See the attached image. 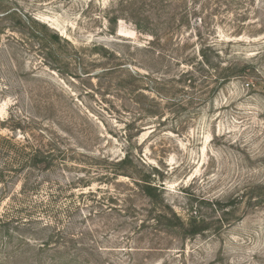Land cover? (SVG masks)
I'll list each match as a JSON object with an SVG mask.
<instances>
[{"label": "rangeland", "instance_id": "obj_1", "mask_svg": "<svg viewBox=\"0 0 264 264\" xmlns=\"http://www.w3.org/2000/svg\"><path fill=\"white\" fill-rule=\"evenodd\" d=\"M129 6V0H0V222L12 204L19 208L27 176L29 184L39 182L29 192L33 205L46 198L49 181L61 184L65 177L93 171L106 174L108 168L95 164L91 155H104L110 163L127 151L131 158L125 169L129 177L92 181L98 198H114L113 209L87 216L77 227L69 221L83 219L75 213L69 220L59 211L62 197L56 199L55 213L30 205L19 214L13 211L17 218L0 225V264H264V195L258 203L248 199L264 193V34L255 28L238 35L217 25V38L209 39L225 57L250 62L252 76L233 78L209 95L204 77L195 73L193 85H173L182 102L174 105L153 85L152 75L194 73L200 56L198 40L188 32L191 23L176 30L170 46L161 50L163 64L152 66L143 45L154 30L138 29L133 19L140 15L133 17ZM6 10L14 14L3 16ZM20 13L45 22L76 47L106 46L113 55L97 51L110 59L109 65L124 67L92 79L80 75L78 64L66 70L71 76L47 68L34 49L20 44ZM88 52L90 60L99 59ZM101 63L105 61L97 60L93 67H103ZM132 69L142 77L133 79ZM154 103L157 110L146 112ZM72 125L76 129L69 140L66 132ZM49 138L82 149L79 167H19L27 139L37 145ZM148 173L161 188L154 204L142 191ZM214 201L227 202L223 211L229 214L213 211L208 203ZM170 209L183 218L200 215L210 230L182 236L167 231L164 220H151L153 211ZM220 216L226 220L216 223ZM89 229L97 230L93 237L85 232ZM68 239L89 249L80 253L76 246L57 257L55 246ZM44 242L49 245L42 246Z\"/></svg>", "mask_w": 264, "mask_h": 264}, {"label": "trees", "instance_id": "obj_2", "mask_svg": "<svg viewBox=\"0 0 264 264\" xmlns=\"http://www.w3.org/2000/svg\"><path fill=\"white\" fill-rule=\"evenodd\" d=\"M129 5V8H133V17L140 15L139 19H133L138 29L148 28L154 30V33L150 34L152 37L151 40L148 41L146 45H143L144 48L142 47L144 53L147 54V59H151L153 62L152 66H158L159 63H161L160 65L163 64L165 55L162 56L164 52L161 50L170 46L171 43L169 44L168 41L171 40L176 30L181 29L183 26H189L191 23V26L188 27V32L192 30L194 36L198 40V55L200 56L197 62L198 66L193 69L194 73L191 71H181L171 78L166 77V75H164V77H155L152 75L153 85L157 88H162L161 90H164L165 94L171 97L174 105L182 104V102L177 100L176 94L178 90L173 85L179 83L183 86H186V84L193 85L198 81V76H194L195 73L204 77V83H206L207 93L209 95L215 94L223 84L233 78H250V76H252L250 74L253 65L250 62L236 61L228 54H226L228 58L225 57L224 52L217 47L216 41L210 40L209 38H217V25L225 26L229 28V31H234L238 33V35L243 34L245 31L252 33L251 29L255 28L258 30L256 31L257 34H264V0H129ZM3 14V16L9 17L14 14V11L6 10ZM17 18L20 44L23 47L34 49L37 57L41 58L42 64L57 73H65L71 76L72 74L68 73L66 70H69L72 65L78 64L82 69L80 75L92 79L112 75L116 70L118 71L124 67L121 64L114 66L109 65L110 59L107 58L104 53L97 51L102 50L109 55H113L114 52L110 53L108 48L104 45L93 44L91 47H76L69 39L34 16L20 13ZM172 45L178 44L172 43ZM142 48L137 49L141 50ZM88 50H90L92 56H98L99 59L90 60L88 55L89 52L87 53ZM149 53L152 54V56H149ZM97 60H100V62L105 61V64L101 63V65L104 66L93 67V63ZM107 64L108 66H106ZM131 73L133 79L142 77L135 69H132ZM169 83L172 84L170 85ZM249 84L254 86L256 83L250 81ZM157 93L160 94L159 91ZM200 98L201 97H198L197 99ZM155 106H157L155 103L148 104L145 111L154 113L157 110ZM174 111L175 110H173V112ZM74 129H76V127L72 125L66 132L69 140L74 138ZM130 138L131 136L128 134L126 141L130 142ZM22 151L19 167L34 168L41 165L44 171H52V169L57 166H63L65 167L64 169H68L70 166L72 168L79 167V157L85 154L82 149L77 147L59 146L56 140L52 138H49L46 144L40 143L37 145L30 144L27 139L26 146L24 145V147H22ZM90 158L96 161L95 164L98 162L104 169L108 168L107 173L104 174L93 171V173L90 172V174L85 177L78 175L65 177L63 183H61L62 186L57 181H53L52 183L49 181L48 183L50 186L46 187V198L37 203H32L33 205L29 203V192L31 193V191L37 190L39 182L32 181V183L29 184L28 176L25 177L23 179L22 190L19 193L21 197L18 203L19 208L15 203L7 208L5 210V216H3L5 219L0 222V225L9 223L10 221L8 220L17 218L14 214L12 215V212L14 211L19 214L23 212V207L26 205H30L33 209L43 208L45 212L55 213L58 211L56 199L61 197L64 198V202L59 205V211L65 213L69 220L75 213H79L83 219L80 222L77 220L69 221V223H72L75 227H77L79 223H85V221H87V216L95 217L98 213H108L113 209L112 205L114 198L110 194L98 198V189H91L92 181H100L99 178H102V176H104V178L105 176L107 178H116L119 176L129 177L125 169L129 166L131 161L130 153L126 151L123 157L110 163L104 155H91ZM92 164L94 163L89 164L90 167ZM151 178V174L148 173L143 180L142 191L151 198L154 204L156 203L154 200L158 199L157 191L160 185L151 181ZM260 187L262 188V186ZM85 189H88V191H85ZM76 191L78 192L76 193ZM262 195H264V193L260 191L259 195L255 197L250 195L248 199L252 200L255 198L254 200L258 203ZM208 204L212 206L213 211L221 210L225 216L229 214V212L223 211V209L228 206L227 202L214 201ZM250 204L252 203H249V205ZM231 205H234L233 201L229 203V206ZM121 210L126 211V209ZM84 211L87 213L85 214ZM153 212L155 213L154 216L151 217V220L155 221L156 224L164 220L163 223L167 231L180 233L182 236H194L210 230L208 229L210 224L197 214H192L188 218H183L171 209L169 212L160 210ZM225 218L226 217L221 218L220 216L216 219V223H221L222 220H226ZM92 220L95 221L93 218ZM217 230L219 229L213 228V231ZM96 231L97 230L89 229V231L86 230L85 232L90 237H93ZM71 234L72 233H69V236ZM80 234L85 233L81 231ZM56 236L59 235L50 236L49 243H51L52 239ZM75 236L77 237L78 235ZM49 243L44 242L42 246L49 245ZM94 243L95 242L92 241L88 246L92 248L91 246H93ZM76 246L77 251L80 253L86 252V250L89 249L84 248V244H78L68 239L61 243L59 247L55 246V254H57V257H60L62 253H69L71 250H74ZM180 251L184 250L181 249ZM70 254L76 255L77 253L74 252ZM72 259H74V257Z\"/></svg>", "mask_w": 264, "mask_h": 264}]
</instances>
